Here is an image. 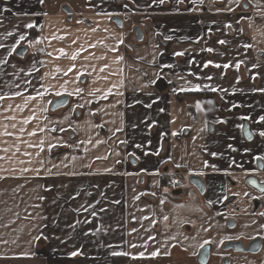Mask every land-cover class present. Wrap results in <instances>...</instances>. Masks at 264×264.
<instances>
[{"label": "crops", "instance_id": "1", "mask_svg": "<svg viewBox=\"0 0 264 264\" xmlns=\"http://www.w3.org/2000/svg\"><path fill=\"white\" fill-rule=\"evenodd\" d=\"M262 89L264 0H0V264H264Z\"/></svg>", "mask_w": 264, "mask_h": 264}, {"label": "snow or ice", "instance_id": "2", "mask_svg": "<svg viewBox=\"0 0 264 264\" xmlns=\"http://www.w3.org/2000/svg\"><path fill=\"white\" fill-rule=\"evenodd\" d=\"M41 2H42V0H41ZM181 2H182V0H181ZM159 3H161V4L164 3V0H159ZM124 7L126 8L127 5H124ZM28 26H29V27H32V25H28ZM121 42H122V41H121ZM220 43H225V42H224V41H220ZM90 46H91V47H94L95 45H90ZM207 50H208L209 52L213 51V49H211V48H209V49H207ZM61 52H63V50H61ZM78 54H79V53H74L73 56H72V59L75 60ZM175 55H178V56H179V55H183V53H182V52H178V53H175ZM209 64H212V61H208V62H206V63L204 64V67L207 68V67L209 66ZM166 66H168V65H166ZM214 66L217 67V68L221 67L220 64H215ZM74 67H75V66L73 65L72 68H69V69H68V72H71V71L73 70ZM105 67H106V66H105ZM223 67H224V68H227L228 65L225 64V65H223ZM237 67H239V65H237ZM57 71H59V69H58ZM101 71H103V69H101ZM68 72H65L64 75H67ZM207 79L211 80L212 77H207ZM194 90H198V89H194ZM211 90H212V91H216L215 88H212ZM81 91H82L81 89H76V92H77V93H79V92H81ZM262 91H264V89H262ZM56 94L59 95L60 93L57 92ZM14 95H22V93L17 92V93H15ZM36 95H37V96H40V97H43L44 93H43V92H40L39 89H37V90H36ZM4 98H5L4 96H0V100H3ZM35 98H36V96H33V95H29V96L25 97V106L27 105L28 101L34 100ZM209 103H211V101H209ZM234 106H235V105H234ZM10 107H11V106H10ZM17 107H20V106H17ZM43 110L46 111V109H43ZM6 119L14 120L15 117H14V116H12V117H6ZM30 119H32V117H29V118L24 119V120L22 121V123H23V124H27V123H29V120H30ZM241 119H243V120H247V119H249V117H241ZM260 120H261V121H264V116L260 117ZM12 127L15 128L16 125L13 124ZM52 130L54 131L55 129H52ZM19 131H20L21 133H23V132L25 131V129H24V128H20ZM41 131H43V129H41ZM60 131H64V129H60ZM2 135H5V136H12L13 133L7 131V125H5V131L2 133ZM29 135H30V136L36 135V132H35V131L30 132ZM259 135L262 136V137H264V131H260V132H259ZM81 143H82V142H81ZM43 144H44V141H40V144H39V145L28 144V147H39V148H40V151H44ZM48 147H49V150H51L52 148H55L56 145L50 144ZM0 151H4L5 153H7V152L9 151V149H8V148H4V149H0ZM17 151H19V148H17ZM23 155H25V156H31V153H29V152H25V153H23ZM213 155H215V153H213ZM4 158H5V157H0V159H4ZM65 159H67V157H65ZM259 159L264 160V157H259ZM20 163L23 164V163H25V161H20ZM27 163H31V161L29 160V161H27ZM40 163H41V165H43L44 161H40ZM54 167H55V165H54ZM262 167H264V165H262ZM21 171H22V172H28V171H32V169L23 168V169H21ZM35 171H36L37 173H39L40 170H39V169H35ZM3 178H4V177H0V179H3ZM41 199H43V197H41ZM93 215H95V213H93ZM262 215H264V214H262ZM133 231H136V230L133 229ZM35 239H39V237H36ZM149 239H154V237H149ZM206 243H207V242H206ZM144 246L146 247V245H144ZM131 247H138V245H136V244H132ZM71 255H72V256H76V255H78V252H72ZM112 255H129V254H128V253H124V252H113ZM156 255H158V252H152V253H151V256H153V257H155ZM139 256H140V257H143V256H144V253H140ZM133 258H136V257H133Z\"/></svg>", "mask_w": 264, "mask_h": 264}, {"label": "water", "instance_id": "3", "mask_svg": "<svg viewBox=\"0 0 264 264\" xmlns=\"http://www.w3.org/2000/svg\"><path fill=\"white\" fill-rule=\"evenodd\" d=\"M65 11L68 13V15L71 16V11L67 8H64ZM114 22L121 28L123 26L122 19L119 17L114 18ZM135 36L138 42H143L144 40V32L142 31L140 26L135 27ZM27 48L25 46H20L17 50V56L20 58H24L27 53ZM69 103V97L68 96H61L59 98H56L52 105H51V111L56 112L64 107H66ZM189 182L196 187V189L200 193H204L205 191V185L203 183V180L198 176H191L189 179ZM263 240L261 238H256L252 240L247 246L243 242H232L227 244L226 249H232L235 252L238 253H246V254H252L257 255L261 252L263 248Z\"/></svg>", "mask_w": 264, "mask_h": 264}, {"label": "built area", "instance_id": "4", "mask_svg": "<svg viewBox=\"0 0 264 264\" xmlns=\"http://www.w3.org/2000/svg\"><path fill=\"white\" fill-rule=\"evenodd\" d=\"M166 181L170 189L180 190L187 185V179L180 171H173L166 174Z\"/></svg>", "mask_w": 264, "mask_h": 264}, {"label": "flooded vegetation", "instance_id": "5", "mask_svg": "<svg viewBox=\"0 0 264 264\" xmlns=\"http://www.w3.org/2000/svg\"><path fill=\"white\" fill-rule=\"evenodd\" d=\"M262 157H264V155H263ZM257 164H258V167H259L260 169L264 170V167H262V165H264V160L259 159L258 162H257Z\"/></svg>", "mask_w": 264, "mask_h": 264}]
</instances>
